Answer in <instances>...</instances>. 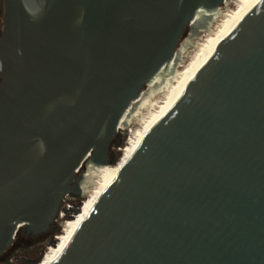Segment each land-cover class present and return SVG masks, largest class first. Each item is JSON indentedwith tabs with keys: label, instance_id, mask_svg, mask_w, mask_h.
Segmentation results:
<instances>
[{
	"label": "water",
	"instance_id": "1",
	"mask_svg": "<svg viewBox=\"0 0 264 264\" xmlns=\"http://www.w3.org/2000/svg\"><path fill=\"white\" fill-rule=\"evenodd\" d=\"M0 257L111 165L124 116L226 0H5ZM54 264H264V0L214 46Z\"/></svg>",
	"mask_w": 264,
	"mask_h": 264
},
{
	"label": "bare ground",
	"instance_id": "2",
	"mask_svg": "<svg viewBox=\"0 0 264 264\" xmlns=\"http://www.w3.org/2000/svg\"><path fill=\"white\" fill-rule=\"evenodd\" d=\"M254 1L226 0L225 5L227 10L225 13L223 12V7L212 14H204L200 19L196 20L192 28H198V32L199 30L206 29L207 33L205 36L197 38L198 40L193 43L195 50L188 54V60L187 58L185 59L187 60V64L184 70L176 71L175 66L178 64L177 61H180L182 53L185 52L187 44H191L192 37L195 35L194 33L191 37H188L187 43H183V48L178 50L171 70L156 78L148 86V90L143 92L141 97L132 104L131 110L124 116L120 129L124 130L133 119L137 121L138 128L130 129V138L128 137L129 140H127L125 147L122 149V158L116 164L107 167L95 168L89 166L90 164L88 165V172L82 183L83 196L87 195L88 202L80 216L71 220H63V224L61 223L62 234L58 236V244L48 248L39 264L55 263L67 244L81 229L98 201L141 148L149 133L162 123L176 105L214 46L218 44L240 18L243 10ZM231 3H233L235 9L230 8ZM162 91L163 94L155 100L156 102L153 101L155 95Z\"/></svg>",
	"mask_w": 264,
	"mask_h": 264
},
{
	"label": "rangeland",
	"instance_id": "3",
	"mask_svg": "<svg viewBox=\"0 0 264 264\" xmlns=\"http://www.w3.org/2000/svg\"><path fill=\"white\" fill-rule=\"evenodd\" d=\"M231 4H230V8L235 9V6L233 5V3ZM223 7H224L223 12L225 13L227 10L226 5H224ZM212 26H215V25H212ZM197 30L198 28H195V29L191 28L188 31V33L185 35V37L183 38L182 42L180 43L179 49H182L184 45L183 43H187L189 39L188 37H191L193 33L195 34L192 37L191 44H187L188 46L185 52L182 53L181 55L182 58L180 57V61L179 60L177 61L178 64L175 66L176 71L184 70V67L187 64L188 54L192 53L195 50V48L193 47V43H195V41L198 40L197 38H201L205 36L207 33L206 29L199 30V32ZM186 58L187 60H185ZM148 88L149 87H146L144 92L147 91ZM162 94H163V91L160 93H157L153 101L157 100ZM129 124L127 125L128 128L125 127L126 130L120 129V132L115 141V145L111 149V158H112L111 165L116 164L122 158V149L125 147L127 140H129L130 138V134H129L130 129L133 130V128L134 129L138 128V123L135 119H133ZM86 166H87L86 170L88 172V164H86ZM86 197L87 195L79 197V198L73 197V196L67 197L63 205V208H62L65 216L64 218H60V217L58 218V221L55 223V226H56L55 230L51 232L50 234H48L45 238L41 240H37L36 242L29 243L28 241L27 242L21 241L15 244V246L11 248V250L8 251L7 254L3 255V257L0 260V264H25L27 260L35 261L37 264H39L43 255L48 250V248L51 246H56L58 244V236L62 234L61 225L64 222L63 220H71V219H74L75 217H78L76 215H79L83 211L85 205L88 202V199ZM69 205L73 207L71 210H68Z\"/></svg>",
	"mask_w": 264,
	"mask_h": 264
},
{
	"label": "trees",
	"instance_id": "4",
	"mask_svg": "<svg viewBox=\"0 0 264 264\" xmlns=\"http://www.w3.org/2000/svg\"><path fill=\"white\" fill-rule=\"evenodd\" d=\"M114 145H115V142H114L113 146ZM81 214H82V212L79 215H76V216H80ZM55 227L56 226H54V228L52 230H50L49 232H47L46 234H44L42 236H39V237H32V236L27 235L25 232L22 231V232H20L18 234V236H17V238H16V240L13 243V245H12L11 248H13L15 246V244H17V243H19L21 241H26V242L28 241L29 243H31V242H36L37 240H41V239L45 238L48 234H50L51 232H53L55 230ZM11 248L8 251H10ZM7 252L5 254H7ZM2 257H3V255L0 257V260H1ZM25 264H37V263L35 261L27 260L25 262Z\"/></svg>",
	"mask_w": 264,
	"mask_h": 264
},
{
	"label": "flooded vegetation",
	"instance_id": "5",
	"mask_svg": "<svg viewBox=\"0 0 264 264\" xmlns=\"http://www.w3.org/2000/svg\"><path fill=\"white\" fill-rule=\"evenodd\" d=\"M5 20H6V3L5 0H0V42L2 40L5 30ZM0 70H1V66H0Z\"/></svg>",
	"mask_w": 264,
	"mask_h": 264
},
{
	"label": "built area",
	"instance_id": "6",
	"mask_svg": "<svg viewBox=\"0 0 264 264\" xmlns=\"http://www.w3.org/2000/svg\"><path fill=\"white\" fill-rule=\"evenodd\" d=\"M66 201V200H65ZM65 203V202H64ZM73 207L71 206V205H69V207H68V210H71ZM62 212H60V218H64V216H65V214H64V212H63V209L61 210Z\"/></svg>",
	"mask_w": 264,
	"mask_h": 264
}]
</instances>
